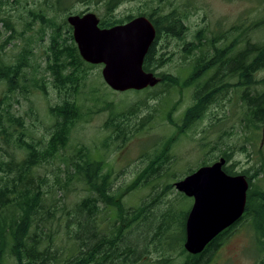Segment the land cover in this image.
<instances>
[{
  "label": "trees",
  "instance_id": "trees-1",
  "mask_svg": "<svg viewBox=\"0 0 264 264\" xmlns=\"http://www.w3.org/2000/svg\"><path fill=\"white\" fill-rule=\"evenodd\" d=\"M124 1L105 0L104 13L99 16L100 26L122 24L137 15H145L152 21L156 37L145 56L144 69L159 76L161 84L194 88L193 104L187 108L180 123L174 122L180 133L183 134L211 103L226 95L231 87H239L244 104L239 122L253 134L247 136V141L253 144L251 138L264 124V90L258 89L264 77L255 78V74L264 69V39L253 40L250 29H261V19L246 30L238 31L230 40L226 37L228 30L224 31L220 35L227 41L222 44L210 39L206 45L202 35L198 36V41H186L184 47L190 46V52L198 51L199 54L192 72L182 78L158 70L168 60L161 46L162 39H185L188 30L186 11L179 8L166 11L162 6L148 5L136 15L118 18L114 12ZM65 3L66 0H48L38 10L31 11L33 18L41 22V38L49 35L47 65L43 75L33 83L44 90L49 76L55 87L73 92L77 85L79 87L78 75L84 67L95 66L81 57L73 28L67 21L68 15L84 11L73 12L72 4H68L62 9L66 17L62 22L58 21L59 6ZM1 20L4 21L3 18ZM5 27L10 29L7 23ZM238 28L232 25L229 30ZM30 52L24 49L13 63L0 62V80L7 91H27L26 67ZM233 77L238 78L237 83L232 82ZM50 111L55 117V126L46 145L42 146L38 141L28 139L23 116L16 115L9 103L0 105V264L208 263L212 252L237 222L218 234L201 253L191 254L184 247L189 208L180 213L171 206L154 224L149 220L153 215L148 212V205L128 207L123 198L127 192L151 178L159 164L165 161L170 151L167 145L173 141H168L161 154L153 157L147 168L122 188L115 186L116 176L107 169L106 162L96 157L88 147L82 145L77 147L76 153L64 156L76 122L84 118L82 103L75 97L67 98L52 105ZM125 115L124 111L112 109L108 120L110 126L120 131L121 122L116 120ZM226 134L231 138L235 134L233 127ZM235 147L231 144L229 148ZM233 152L228 148L219 150L217 158L222 156L228 161ZM249 156H252L251 151ZM57 158L60 160V172L51 171L49 175L40 171L41 166L56 163L54 160ZM258 164L253 173L248 170L237 172L232 165H225L224 170L229 174H244L248 179L246 209L241 219H250L258 244L264 251V191L254 182L264 169L260 167L261 161ZM80 186L85 194L76 192L74 199L59 203L61 200L57 199L56 190L78 191ZM151 252L158 253L159 258L151 259ZM173 253L182 257L178 263L174 262Z\"/></svg>",
  "mask_w": 264,
  "mask_h": 264
},
{
  "label": "rangeland",
  "instance_id": "rangeland-1",
  "mask_svg": "<svg viewBox=\"0 0 264 264\" xmlns=\"http://www.w3.org/2000/svg\"><path fill=\"white\" fill-rule=\"evenodd\" d=\"M47 1L0 0V18L4 19L0 21V62L13 63L24 49L31 51L26 67L27 91L11 93L0 80V105L9 103L16 115L23 116L28 139L45 146L55 126L50 107L75 97L82 103L84 118L76 122L64 156L76 153L77 147L82 145L88 147L90 152L106 162L107 169L116 176L115 186L122 188L131 184L153 157L161 154L168 141H173L167 145L170 151L165 161L159 164L151 178L123 197L128 207L148 205L147 210L153 215L149 220L154 224L171 206L180 213L189 208L190 203L180 196L182 194L174 183L203 163L217 160L219 150L228 148L234 151L226 165H232V169L237 172L248 170L253 173L259 161L262 162L260 167L264 169V124L251 138L253 144H250L247 136L253 134L239 122L244 110L239 87H231L226 95L211 103L202 116L181 134L174 122L180 123L187 108L193 104V87L162 83L149 86L146 90L115 91L104 84L101 72L103 66L95 64L93 67H84L78 75L79 87L77 85L76 92L55 87L49 76L45 90L34 86L35 79L43 75L47 65L49 35L41 38V22L33 18L31 11L38 10ZM66 1L59 6V22L66 17L62 9L68 4H72L73 12L93 11L98 16L104 13L105 0ZM148 5L162 6L166 11L179 8L187 13L185 39L166 37L161 41L168 60L158 70L160 72L177 74L182 78L190 74L199 52H190V46L185 48L184 43L198 41L199 35L203 36L206 45L210 39L222 44L227 41L220 35L224 31L228 30L226 37L230 40L238 31L246 30L261 19V29L253 27L250 34L253 40L264 39V0H126L116 8L114 14L118 18L136 15ZM4 22L10 29L5 27ZM232 25L239 26L238 30H229ZM263 77L264 69L255 74L257 79ZM237 81V77L232 78L233 83ZM258 89L264 90V82L258 84ZM112 109L126 112L125 116L116 120L121 122L120 131H116L108 122ZM231 127L235 134L229 138L226 132ZM231 144L236 147L229 148ZM250 151L252 156H249ZM54 162L44 164L40 171L49 175L51 171L60 172L59 158ZM254 182L264 191V171ZM77 189L56 190V197L61 200L59 203L74 199L76 192L85 194L81 186ZM149 256L151 259L159 258L156 252H151ZM173 256L175 263L182 259L177 253H173ZM263 260L264 251L258 244L255 228L248 217H243L225 235L207 264H263Z\"/></svg>",
  "mask_w": 264,
  "mask_h": 264
},
{
  "label": "water",
  "instance_id": "water-1",
  "mask_svg": "<svg viewBox=\"0 0 264 264\" xmlns=\"http://www.w3.org/2000/svg\"><path fill=\"white\" fill-rule=\"evenodd\" d=\"M67 21L81 57L103 66V79L111 89L141 90L160 82L154 72L143 67L156 37V28L147 16L137 15L125 23L102 27L97 13L86 11L68 15ZM225 164L226 158L221 157L174 183L177 190L195 199L185 226L184 247L191 254L201 253L245 212L248 179L241 173H227Z\"/></svg>",
  "mask_w": 264,
  "mask_h": 264
},
{
  "label": "flooded vegetation",
  "instance_id": "flooded-vegetation-1",
  "mask_svg": "<svg viewBox=\"0 0 264 264\" xmlns=\"http://www.w3.org/2000/svg\"><path fill=\"white\" fill-rule=\"evenodd\" d=\"M159 77V76H158ZM160 78V77H159ZM157 84H161V78H160V82H158ZM222 156H219L218 157V159L217 160H219L220 158H221ZM217 160H215V161H217ZM214 161V162H215ZM214 162H212V163H214ZM226 162H227V160H226ZM212 163H210V164H212ZM208 165V164H207ZM226 165V164H225ZM224 165V166H225ZM201 166H203V165H201ZM199 168V167H198ZM192 173V172H191ZM190 174V173H189ZM236 174H238V173H236ZM232 175H235V174H232ZM186 176V175H185ZM179 191V190H178ZM182 195H180L183 199H186L190 204H189V211H190V209L192 208V206H193V204H194V201H195V199H194V197H190V196H187L185 193H183V192H181V191H179ZM188 211V212H189ZM245 213V212H244ZM243 216V215H242ZM187 218V217H186ZM239 220H241V218L239 219ZM239 220H237L236 222H238ZM235 222V223H236ZM234 223V224H235ZM233 225V224H232ZM185 226H186V221H185ZM185 233H186V229H185ZM186 236V235H185Z\"/></svg>",
  "mask_w": 264,
  "mask_h": 264
}]
</instances>
